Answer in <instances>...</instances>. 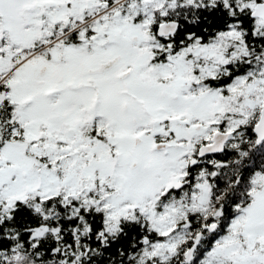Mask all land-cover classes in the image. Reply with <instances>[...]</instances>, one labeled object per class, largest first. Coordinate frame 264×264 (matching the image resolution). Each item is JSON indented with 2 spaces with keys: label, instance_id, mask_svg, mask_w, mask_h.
<instances>
[{
  "label": "snow or ice",
  "instance_id": "1",
  "mask_svg": "<svg viewBox=\"0 0 264 264\" xmlns=\"http://www.w3.org/2000/svg\"><path fill=\"white\" fill-rule=\"evenodd\" d=\"M0 264H264V0H0Z\"/></svg>",
  "mask_w": 264,
  "mask_h": 264
}]
</instances>
